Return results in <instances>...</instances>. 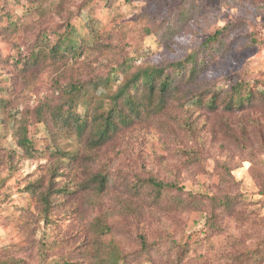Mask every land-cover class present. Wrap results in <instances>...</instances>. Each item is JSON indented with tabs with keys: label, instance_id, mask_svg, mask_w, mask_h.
<instances>
[{
	"label": "rangeland",
	"instance_id": "1",
	"mask_svg": "<svg viewBox=\"0 0 264 264\" xmlns=\"http://www.w3.org/2000/svg\"><path fill=\"white\" fill-rule=\"evenodd\" d=\"M40 3L47 5L42 13L38 11ZM179 6L188 8L190 17L165 42L159 33L164 31L167 17H171L168 22H174L172 15ZM91 13L99 20L105 46L91 50L77 62H45L41 68L24 71L15 67L17 55L28 52L39 30L56 28L62 18L76 25ZM239 20L245 26L229 35L226 52L216 54L197 80L200 87L226 84L236 74L251 80L264 79V0H115L111 9L100 0H0V85L8 86L12 111H18L0 141V157L4 159L0 176L5 178L1 191L9 194L0 203V262L7 252L23 258V264H53L59 257L97 264L98 261L90 263L84 258L82 251L87 248L85 245H90L98 215L123 226L124 231L114 236L125 250L134 246V235L130 233L133 229H141L149 239L160 236L187 242L190 252L184 264H225L228 254L260 243L264 238V111H255L245 119L249 127L255 126L249 144L254 146L257 160L212 131L218 125V115L193 111L185 101L183 110L171 104L160 119L137 123L123 131L87 161L92 169L110 168L113 174L129 179L147 174L174 179L193 193L241 194L245 201L222 217L219 234L205 233V210L163 212L143 200H135L120 188L108 190L90 204L86 202L90 195H85V203L76 202L75 211L69 214L54 211L50 224L42 220L31 198L18 193L28 181L47 177V170L56 159L48 153L50 140L46 138L44 125L37 120L35 107L44 99L57 103L61 96L58 87L104 73L126 53L141 52L143 56L137 63L145 60L159 64L178 59L199 46L215 28ZM13 24L17 30L5 32V27ZM250 39L262 42L252 46ZM78 112H82L80 107ZM187 114L193 118L196 131L193 135L187 125L183 126L184 120L177 122L174 118L183 119ZM21 131L31 138L33 149L26 151L18 145ZM59 143L67 145V138L61 137ZM192 146L202 149L201 163L188 164L190 158L183 160L182 149L189 150ZM7 158L12 159L13 166ZM221 163L229 167L234 184L221 183L216 174ZM126 200L127 204L132 201L138 205L131 203L132 207H124ZM41 240L48 242L51 249L44 262L38 256ZM164 256H154L140 264H171L170 256Z\"/></svg>",
	"mask_w": 264,
	"mask_h": 264
},
{
	"label": "trees",
	"instance_id": "2",
	"mask_svg": "<svg viewBox=\"0 0 264 264\" xmlns=\"http://www.w3.org/2000/svg\"><path fill=\"white\" fill-rule=\"evenodd\" d=\"M100 1L104 7L111 9L115 0ZM40 6L38 11L42 13L47 5L40 3ZM189 17L188 8L179 6L172 15L174 22H168L171 17H167L165 29L159 33V37L165 42L170 41ZM99 24L94 13L88 14L87 19L76 25L70 19L62 18L56 28L37 32L28 52L17 55L15 67L24 71L41 68L45 62H77L90 54L91 50H99L107 44ZM244 26L245 23L240 20L227 22L215 28L199 46L178 59L159 64L145 60L137 63L143 56L141 52L126 53L108 66L106 72L58 87L61 96L57 103L44 99L35 107L37 120L44 125L46 138L50 140L48 153L56 159L48 168L47 177L39 176L19 188L20 196L31 198L42 220L50 224L54 221V211L61 214L75 211L76 202L85 203V195H90L86 199L90 204L94 202L93 198L120 188L135 200H143L163 212L205 210V233H221L222 217L231 214L238 203L245 201L241 194L193 193L183 189L174 179H164L154 174L129 179L125 175L113 174L110 168L92 169L87 161L92 160L91 154L99 153L123 131L137 123L160 119L158 117L167 114L171 104L175 103L183 110L185 101L190 103L193 111L218 115V125L212 131L232 146L235 145L240 152L246 151L250 159L257 160L255 148L249 144V140L252 141L251 129L255 126L249 127L245 119L255 111H264V79L251 80L236 74L233 81L220 86L209 84L200 87L196 84L214 56L226 52L229 35ZM10 29L16 31L17 27L15 24L7 26L5 32ZM261 42L250 39L252 46ZM10 94L8 86L0 85V141L18 113L14 111L16 109L12 111ZM79 107L82 112H78ZM174 118L177 122L184 120L183 126L187 125L192 135L196 133L189 114L183 119ZM63 136L67 138V145L59 143ZM259 136L262 137L263 133ZM17 143L26 151L34 148L31 138L22 131L17 136ZM261 143L260 140L259 146ZM182 151L183 160L190 158L188 164L201 163V148L192 146ZM3 160L0 157V165ZM7 162L13 166L11 158H7ZM216 174L221 183L227 186L234 184L225 163L217 166ZM4 183L5 178L0 176V203L9 196L1 191ZM262 193L264 195V190ZM125 202L127 200L123 201L124 207H132L131 203H134ZM118 231L123 232V226L109 223L98 215L94 222V236L89 240L90 245H85L87 248L82 251L84 258L90 263L98 261L97 264H140L154 256L166 255L170 256L171 264H184L190 252L187 242L160 236L149 239L141 229L130 231L135 243L125 250L119 247L114 236ZM49 246L48 242L38 241L40 262L45 261L46 254L51 250ZM23 262V258L6 252L0 264ZM53 264H81V260L70 261L66 257H59ZM225 264H264V238L252 248L228 254Z\"/></svg>",
	"mask_w": 264,
	"mask_h": 264
}]
</instances>
